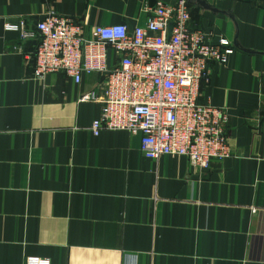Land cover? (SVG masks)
I'll return each mask as SVG.
<instances>
[{"label":"crops","instance_id":"0c3cea01","mask_svg":"<svg viewBox=\"0 0 264 264\" xmlns=\"http://www.w3.org/2000/svg\"><path fill=\"white\" fill-rule=\"evenodd\" d=\"M158 1L0 0V264H264V0L189 1L193 27L234 50L200 94L228 110L231 155L201 171L126 130L96 136L101 104L78 98L103 76L37 79V41L7 27L54 12L86 35L132 29Z\"/></svg>","mask_w":264,"mask_h":264},{"label":"built area","instance_id":"2783aa9c","mask_svg":"<svg viewBox=\"0 0 264 264\" xmlns=\"http://www.w3.org/2000/svg\"><path fill=\"white\" fill-rule=\"evenodd\" d=\"M189 1L147 4L146 24L132 29L126 23L95 25L86 35L81 20L54 12L34 29L25 20L7 27L22 40L37 41V79L62 72L81 84L84 74L103 76L78 98L101 104L91 125L96 136L126 130L140 135L147 158L182 156L201 171L231 155L228 110L200 101V94L210 62H226L234 50L222 48L228 40L213 43L204 30L193 27ZM33 264L52 262L37 257Z\"/></svg>","mask_w":264,"mask_h":264},{"label":"water","instance_id":"95a60500","mask_svg":"<svg viewBox=\"0 0 264 264\" xmlns=\"http://www.w3.org/2000/svg\"><path fill=\"white\" fill-rule=\"evenodd\" d=\"M201 2H202V4H205V5H206V2H205V1H201ZM201 2H200V3H201Z\"/></svg>","mask_w":264,"mask_h":264}]
</instances>
